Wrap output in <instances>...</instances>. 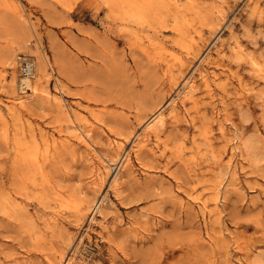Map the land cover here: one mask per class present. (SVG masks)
Returning a JSON list of instances; mask_svg holds the SVG:
<instances>
[{"label": "rangeland", "instance_id": "1", "mask_svg": "<svg viewBox=\"0 0 264 264\" xmlns=\"http://www.w3.org/2000/svg\"><path fill=\"white\" fill-rule=\"evenodd\" d=\"M67 263L264 264V0H0V264Z\"/></svg>", "mask_w": 264, "mask_h": 264}, {"label": "bare ground", "instance_id": "2", "mask_svg": "<svg viewBox=\"0 0 264 264\" xmlns=\"http://www.w3.org/2000/svg\"><path fill=\"white\" fill-rule=\"evenodd\" d=\"M37 61H38V63H39V68L38 69H36V71H34V73H33V76H32V78H28V79H23L21 82H22V85H21V87H22V89H24V91H25V89H26V91H32L31 93H33V94H36L37 93V90L34 88V87H31V84L33 83V80H36V81H38V76H40V75H45L46 74V69H45V63H44V61H43V58H42V56H40V55H37ZM44 60H45V57H44ZM164 123V118H163V116L162 115H160V114H158L150 123H148V124H151L149 127H152V126H156L157 124H163ZM90 137V136H89ZM128 163V158L127 157H125L124 159H123V162H122V164L124 165V164H127ZM121 164V166L119 167V169H118V171H117V173H116V176L120 173V170H121V168H122V165ZM120 175V174H119ZM99 208V207H98ZM98 210V209H97ZM96 210V211H97ZM68 264V263H67ZM70 264H72V263H70Z\"/></svg>", "mask_w": 264, "mask_h": 264}, {"label": "built area", "instance_id": "3", "mask_svg": "<svg viewBox=\"0 0 264 264\" xmlns=\"http://www.w3.org/2000/svg\"><path fill=\"white\" fill-rule=\"evenodd\" d=\"M34 73V65L30 61H24L20 67L19 75L23 79L32 78ZM21 80V81H22Z\"/></svg>", "mask_w": 264, "mask_h": 264}]
</instances>
